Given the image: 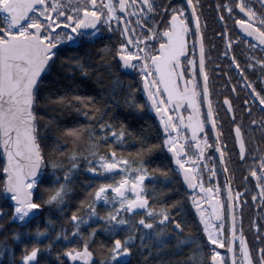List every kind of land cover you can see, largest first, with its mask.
I'll use <instances>...</instances> for the list:
<instances>
[{"label":"snow or ice","instance_id":"1","mask_svg":"<svg viewBox=\"0 0 264 264\" xmlns=\"http://www.w3.org/2000/svg\"><path fill=\"white\" fill-rule=\"evenodd\" d=\"M160 4L161 0H0V196L11 212L8 215L7 210L0 208V218L7 216L8 222L18 225L8 231L13 244L21 245L16 257L14 248L7 243L8 237L0 241V255L7 251L9 264H38V254L43 249L38 243L29 245L24 241L46 234L47 227L40 228L37 221V227L30 231L24 225L37 217L46 205L55 203L63 207L62 202L70 192L68 182L81 160L89 165L86 171L95 174L100 182L89 189L85 199L79 202V208L68 217L71 232L67 229L56 232V237L68 245L55 253L57 264H97L90 242L101 227L105 233L111 234V239L110 243L97 245V250L102 253L99 264H130L137 253L140 257L138 264H192L201 246L195 245V251L188 253L190 259L184 258L183 250L193 243V239L185 233L186 218L174 214V209L181 207L180 202L155 205V189L145 184L146 178L155 181L157 173L165 178L169 175L170 169L167 168L149 170L145 154L154 149L166 150L170 154L176 171L192 190L187 199L191 201L202 233L207 238L208 264H256L257 261L264 264V248L258 250L254 259L244 235L235 232L233 210L239 204L241 193L235 194L234 201L230 184L226 182L223 186L227 196L225 202L220 199L219 186L209 184L205 187L202 179L197 182L198 171L208 170L210 159L205 155L210 146L208 134L203 132L206 122H211V131L216 134L212 146L220 154L222 166L225 153L221 150L209 98L196 5L193 0H164L163 7ZM260 6L264 8V0H260ZM223 8L234 20V26L256 42L249 46L259 47L264 52V13L257 23V12L251 0H235L231 6L225 0ZM157 16L160 19H156ZM193 23L194 45L199 47L200 53L198 77L204 80L202 91L194 72V58L186 55V37L192 34L190 24ZM101 28L116 39L111 46L105 44L100 52L110 55L121 71L132 76L137 88L113 77L107 87L100 86L98 95L76 94L78 90L71 85L58 89L63 82L62 76L76 72L87 74L92 64L87 58L91 54L89 50L84 55L78 51L61 55L62 49H77L82 42L95 43L101 35ZM227 31L225 28L224 37L230 50L232 42L228 40ZM245 43H248L247 39ZM251 59L264 68V58L252 56ZM232 64L243 75L235 57H232ZM108 67V62L103 60L97 65L98 81L101 79L99 69ZM248 67L253 65L250 63ZM244 80L247 81L246 76ZM124 87L128 89L124 94V105L137 112L147 108L158 118L157 143L148 144L143 134L135 135L123 121L117 123L114 119L113 106L120 102L116 93L118 88ZM246 87L251 90L253 103L259 101L262 116L259 120H249L244 127L249 135L255 129L264 136V89L257 91L252 83H247ZM54 88L57 91H53ZM138 89L142 92L139 99ZM41 100L45 102L44 107L61 105L76 113L72 126L64 127L60 132L63 141L58 136L49 137L52 142L47 155L38 139V126L43 119L37 116V111L43 110L38 108ZM185 102L189 109L187 116L183 115ZM201 103L207 106L206 120L201 118ZM243 103L244 111L251 113L249 102L245 100ZM223 104L232 114L231 119L235 120L227 96ZM77 118L86 119L88 123H79ZM44 127L50 128L51 124L46 123ZM233 129L243 159L246 146L241 123H234ZM85 132L86 142L81 139ZM185 133H190V138ZM128 138L134 139L140 147L134 153L122 150L118 153L113 145L123 149ZM65 143H71L70 150L65 149ZM101 144L104 145L103 151L99 148ZM189 145H194L191 156ZM77 146L81 151L76 150ZM255 165L250 169L251 177L264 180V154ZM223 170L227 172V167ZM61 171L62 176L56 174ZM117 172L118 177L112 179ZM215 174L213 164L208 175L211 178ZM105 179L110 182H104ZM256 187L261 189L260 198L264 200V184L258 182ZM197 188L199 195L196 194ZM150 191L153 193L152 206ZM98 202H103L108 210L98 213ZM224 203L229 220L227 237ZM97 217L102 225L96 224ZM45 223L48 225L51 221ZM89 224L94 226L86 234L81 232V225L87 227ZM169 224L171 228L167 227ZM4 227L0 225V230ZM122 230L127 234L121 236ZM73 238H77L76 243ZM235 238L239 240L238 250L233 247ZM51 248V244L44 245L49 252ZM218 248L226 249V253L222 254Z\"/></svg>","mask_w":264,"mask_h":264},{"label":"flooded vegetation","instance_id":"2","mask_svg":"<svg viewBox=\"0 0 264 264\" xmlns=\"http://www.w3.org/2000/svg\"><path fill=\"white\" fill-rule=\"evenodd\" d=\"M179 2V0H176ZM164 0H161L160 6L163 7ZM196 5L197 17L199 20L200 33L204 44V56H205V73L207 76V87L209 90V98L213 104V118L217 122V133H219L220 143L222 145V151L225 153V164H220V154L216 152L212 146L214 144L215 133L211 131V122H206V126L203 130L208 134L209 147L205 150L208 160V170L198 171L197 182L202 179L204 186L208 187L209 184L213 186H219L221 188L220 199L226 202V192L223 190L224 184L227 182L230 184L231 191L233 193L234 201L236 199L235 194L240 192L238 206H234L233 216L235 217V232L242 234L245 237L247 246L255 259L258 256V250L264 248V200L260 198V188H257V183L264 184V180L257 181L256 178L251 177L250 169L255 165V161L259 160L261 154H264V136L258 130H253V134L249 135L247 129L244 127L251 119L259 120L262 116L259 107V101L253 103L251 96V90L246 87L247 83H252L257 91L264 89V68L257 65L255 61L251 59L255 56L257 59L264 58V52H261L259 47L252 48L249 45L256 43L251 37H247L238 27L234 26V20L229 13L223 8L225 0H193ZM227 3L231 6L235 3V0H227ZM252 7L257 12V23L264 13V8L260 6V0H251ZM220 7H217V6ZM238 15H242L236 10ZM191 13H188L190 17ZM224 19L221 20L220 17ZM156 19H160L159 16ZM227 28L228 40L231 41L230 50L226 47V41L224 37V29ZM191 35L186 37L187 53L190 58H194V72L199 73V47L194 45V32L195 24H190ZM101 35L97 40H107L109 46L112 41L116 39V36L109 35L105 29L101 28ZM247 39L248 43H245ZM83 43V42H82ZM232 57H235L237 63L240 65V69H243V75L239 69L232 64ZM116 62V61H115ZM185 62L182 60V64ZM252 64L253 67L249 68L248 64ZM117 64V63H116ZM117 67V65H116ZM118 70L127 75V80H132V85L137 87V83L134 78L128 75L126 72L121 71L119 65ZM186 77L187 73L185 71ZM244 76L247 77V81L244 80ZM198 82L201 91L204 86L203 78L198 77ZM233 87L235 91H233ZM227 96L234 109L236 119L232 120L230 113L226 111L227 106L223 104L224 97ZM202 101V96H201ZM247 100L252 108L251 113L244 111V101ZM183 108V115L187 116L189 109L185 106ZM152 117L155 120L157 129L159 127L158 118H156L153 111H151ZM207 106L201 103V118L206 120ZM241 123L243 138L246 146V155L242 159L239 154V146L235 143V133L233 129L234 123ZM190 138V133H185ZM227 147H223V145ZM165 153V160L168 164L169 175L168 177H162L157 174L155 181L147 179L145 184L150 189H155L156 199L155 205H164L172 203L173 201H179L181 207L174 209V214H179L186 218V227H190L195 224L196 227L201 230L199 225V218L196 216L195 209L191 205V201L187 199L192 194V190L188 189L187 184L183 181L182 175L176 171V166L172 163L170 154ZM194 145H189V155H193ZM204 161H201L203 164ZM215 164L216 174L214 177H209L208 171ZM227 167V172H224L223 168ZM119 173H116L115 177H118ZM112 178V179H114ZM161 183H165L161 188ZM165 190L167 195L162 197L161 190ZM110 194V193H109ZM196 194L199 195V188L196 189ZM253 194L256 199L253 200ZM153 193L149 192L150 206L153 205L152 201ZM224 208V228L225 237H227V228L229 226V220L227 217L226 203ZM210 210V209H209ZM253 224L256 227H253ZM171 228L169 224L167 226ZM127 234V231L124 230ZM202 233V230H201ZM203 234V233H202ZM206 238V237H205ZM218 247V246H217ZM234 250H238L239 240L235 238L233 240ZM222 254L226 253V249L218 248ZM258 264V261L256 262Z\"/></svg>","mask_w":264,"mask_h":264},{"label":"trees","instance_id":"3","mask_svg":"<svg viewBox=\"0 0 264 264\" xmlns=\"http://www.w3.org/2000/svg\"><path fill=\"white\" fill-rule=\"evenodd\" d=\"M105 44L109 45V42L107 40H96V42L92 44L81 43L80 47L77 49H62L61 55H63L64 52L74 51H78L81 53V55H84L85 51L89 50L91 54L87 58L92 61V64L91 70L87 74L76 72L71 76H62L61 79L63 82L58 85V89L63 90L66 86L71 85L78 90L76 94L98 95L100 93V86L104 85L105 87H107L108 83L112 80L113 77L119 78L124 82L125 85L130 84L132 88H137L136 86L132 85V80H127V75L122 74L118 70V64H116L115 60L110 55H106L100 52V49ZM101 60L107 61L109 67L108 69H99L101 79L98 81L96 79L98 71L97 65L101 63ZM45 83H48V81L46 80ZM52 90L57 91V88H54ZM127 90V87L118 88L117 90L116 95L120 102L113 106L112 111L115 114L114 119L117 123L123 121L135 135L138 136L143 134L148 144L157 143L156 132L158 129L150 110L145 108L142 112H137L123 104L124 94L125 92H127ZM44 91L47 92L48 89H45ZM140 97H142V92L138 89V99ZM44 103L45 102L43 100L38 101V108L43 109L42 111H37V116L43 117L40 125L38 126L40 133L38 139L40 140L41 146L47 155L51 150L50 144L52 142L49 137L58 136L63 141L64 137L60 136V132L64 127L72 126L74 122L73 117L76 116V113L67 108H63V106L61 105L44 107ZM75 107L76 106H73V108ZM105 118H107V116H105ZM77 122L82 124L88 123V121L83 118H77ZM46 123H50L51 127L45 128L44 124ZM87 138V132L83 133L81 137L82 141L86 142ZM64 147L65 149L70 150L72 145L71 143H65ZM113 147L117 150L118 153L121 150L125 153H134L136 149L140 147V144H138L134 139L128 138V140L126 141V146L123 149H121L118 145H113ZM144 147H147V144H145ZM99 148L100 151H103L104 145L101 144ZM76 150L78 152L81 151V147L77 146ZM0 160H2V156H0ZM145 160L147 161L150 171L153 168L157 167L160 169H168V164L165 160V153L160 149H154L151 152L146 153ZM78 164V170L74 172V174L71 176L70 181L68 182L70 192L65 196V200L62 202L63 207H58L55 203L46 205L44 209L39 212L37 217L33 218L28 224L24 225V227L28 228L30 231L37 227V221H39L38 226L40 228L47 227L46 234H42L35 240L27 239L24 241V243H28L29 245L34 242L38 243L41 249H43V251L38 254V264H57L55 253L57 251H61L64 247H68V245L62 243L61 238L56 237V232H63L65 229H67L69 233L71 232V224L68 223V217H70L73 210L79 208V202L82 199H85L89 189L100 182V179L96 177L95 174L86 171L89 165H86L82 160L78 161ZM45 174L47 175V172ZM56 174L60 176L63 175L62 171L57 172ZM157 174L159 175V173ZM0 179H2V176H0ZM49 179H51V177H49ZM104 182L110 181L108 179H105ZM164 185L165 183H161V188H163ZM160 193L162 194V197L167 195V192L163 189ZM0 208H4L5 210H7L8 215H11L10 206L5 202L2 196H0ZM107 210L108 209L104 206L103 202L97 203L98 213H104ZM46 220L51 221V224L46 225ZM96 224L102 225V222L98 217L96 219ZM0 225H5L4 229L0 230V241H4L5 237H8L7 243L14 248V255L18 257L21 245L13 244L10 232L8 231V229L18 228V225L16 223L8 222L7 216L0 218ZM93 226L94 225L92 224H89L87 227L81 225L80 230L81 232L86 234L88 229ZM185 233L190 234L193 239V243L189 244L183 250L184 258L190 259L188 253L195 251V245H200V251L196 253V258L194 261H192V264H208L209 249L206 246L207 238H205V236L201 233V230H199L195 224H192L190 227L185 226ZM125 234L126 232L124 230H122L120 233L121 236ZM110 239L111 234L105 233L102 227L97 229L95 238L90 242V250H92L96 255L97 264H99V260L102 257V253L97 250V245L100 243H110ZM76 242L77 238H73V243ZM46 244L52 245L50 252L44 249V245ZM139 258V253L135 254L132 257L130 264H138ZM0 264H9L7 251H4L3 254L0 255Z\"/></svg>","mask_w":264,"mask_h":264},{"label":"water","instance_id":"4","mask_svg":"<svg viewBox=\"0 0 264 264\" xmlns=\"http://www.w3.org/2000/svg\"><path fill=\"white\" fill-rule=\"evenodd\" d=\"M155 114V113H154ZM93 259L96 261L97 260V258H96V255L94 254V256H93ZM74 264H79V262H74Z\"/></svg>","mask_w":264,"mask_h":264}]
</instances>
